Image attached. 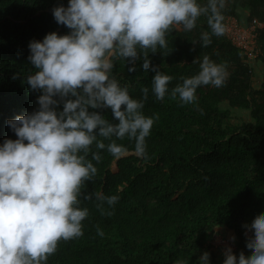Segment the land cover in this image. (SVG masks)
Here are the masks:
<instances>
[{"label":"trees","instance_id":"obj_1","mask_svg":"<svg viewBox=\"0 0 264 264\" xmlns=\"http://www.w3.org/2000/svg\"><path fill=\"white\" fill-rule=\"evenodd\" d=\"M68 3L0 0V144L6 138L17 139L8 120L38 108L40 93L32 92L25 82L34 70L28 60L29 43L42 41L50 32L68 34L52 12ZM240 10L249 12L248 24L264 23V0H225L222 14L241 18ZM203 32L211 34V29L201 16L195 29H174L166 36V49L149 52L152 65L173 77L163 101L152 94L155 73L144 72L142 60L135 72L128 70L127 61H114L112 75L122 87L128 86L132 98H142L141 89L149 88L143 113L159 115L146 138L147 158L134 154L135 142L127 137L117 141L129 149L126 157L116 159L100 150L101 162L93 161L97 175L85 183L80 197V206L89 209L82 221L83 235L61 240L47 264H176L177 260L199 264L204 252L210 253V264H224L222 247L210 244L222 233L230 240L235 237L237 257L241 251L251 255L246 243L252 233L246 235L244 225L264 213V76L256 88L255 73L241 51L225 35H212V43L202 47ZM259 43L258 60L264 65V28ZM204 55L227 64L224 85H202L194 104L172 100L171 89L182 83L181 77L198 74L199 63L193 61L197 57L202 61ZM232 109L249 111L250 118L237 122ZM102 114L118 123L111 109ZM116 160L118 171L113 170ZM97 191L119 197L112 208L105 204L113 215H101L94 197L83 198Z\"/></svg>","mask_w":264,"mask_h":264},{"label":"clouds","instance_id":"obj_2","mask_svg":"<svg viewBox=\"0 0 264 264\" xmlns=\"http://www.w3.org/2000/svg\"><path fill=\"white\" fill-rule=\"evenodd\" d=\"M224 8L225 0L204 5L198 0H69L52 9L57 24L69 32H50L29 43L34 70L25 82L40 93L38 108L8 120L17 139L0 144V264H47L61 240L83 235L89 209L80 206V197L85 183L97 175L93 161L101 162L100 150L116 159L126 157L129 149L117 141L127 137L135 142L134 154L147 158L146 138L159 115L143 113L149 88L141 89L142 98H132L128 86L112 75L114 61H127L128 70L135 72L142 60L144 72L155 73L152 94L163 101L173 77L152 65L149 52L166 49V36L174 29H195L201 16L211 29L200 37L201 46L208 47L212 35L225 34ZM193 63H199L198 74L181 77L182 83L171 89L172 100L194 104L202 85H224L226 63L217 64L207 55ZM105 109H111L118 123L105 118ZM93 197L101 215L114 214L105 204L112 208L118 196L97 191L83 198ZM244 228L246 235L252 233L246 243L251 255L241 251L237 257L227 247L224 264H264V213ZM97 234L104 236L98 226ZM199 264H210V253L204 252Z\"/></svg>","mask_w":264,"mask_h":264},{"label":"built area","instance_id":"obj_3","mask_svg":"<svg viewBox=\"0 0 264 264\" xmlns=\"http://www.w3.org/2000/svg\"><path fill=\"white\" fill-rule=\"evenodd\" d=\"M224 26L226 29L225 37L241 51L246 62L251 64L252 72H254L253 63L258 61L262 55L259 36L260 30L264 28V23L254 22L248 24L242 22L236 15H226L224 17ZM210 244L222 248L231 247L233 252L237 248L235 242L233 243L230 239L222 235L216 236L211 240Z\"/></svg>","mask_w":264,"mask_h":264},{"label":"rangeland","instance_id":"obj_4","mask_svg":"<svg viewBox=\"0 0 264 264\" xmlns=\"http://www.w3.org/2000/svg\"><path fill=\"white\" fill-rule=\"evenodd\" d=\"M239 14H240V17L242 18V19L241 18H239V19L242 22L247 23L249 12L246 10H240ZM254 69H255L254 86L256 88H259L262 84L263 76H264V65H263L261 60L256 61ZM232 115L234 118H236L237 122H240L242 119L248 120L250 118L249 111L242 110V109H232ZM116 162H117V160L113 164V170L114 171H117V168H116L117 163ZM220 235L223 236L224 234L222 233ZM228 239H230V238H228ZM231 241L234 243L233 240H231ZM222 250L225 251L226 248H222ZM224 251H222V256H224L223 255Z\"/></svg>","mask_w":264,"mask_h":264},{"label":"crops","instance_id":"obj_5","mask_svg":"<svg viewBox=\"0 0 264 264\" xmlns=\"http://www.w3.org/2000/svg\"><path fill=\"white\" fill-rule=\"evenodd\" d=\"M255 64H256V62L253 63V67H255ZM254 73H255V69H254Z\"/></svg>","mask_w":264,"mask_h":264},{"label":"water","instance_id":"obj_6","mask_svg":"<svg viewBox=\"0 0 264 264\" xmlns=\"http://www.w3.org/2000/svg\"><path fill=\"white\" fill-rule=\"evenodd\" d=\"M116 168H117V171H118V170H119V167H118V165H117V167H116Z\"/></svg>","mask_w":264,"mask_h":264}]
</instances>
